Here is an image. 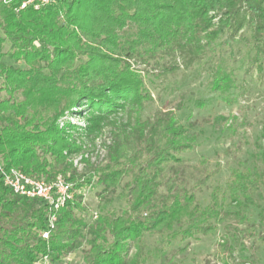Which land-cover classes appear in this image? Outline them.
<instances>
[{"label": "trees", "instance_id": "1", "mask_svg": "<svg viewBox=\"0 0 264 264\" xmlns=\"http://www.w3.org/2000/svg\"><path fill=\"white\" fill-rule=\"evenodd\" d=\"M21 1L0 4V60L8 39L15 50L9 57L25 66L0 63V90L8 95L0 100V156L5 168L48 182L61 175L75 191L89 182L68 161L83 151V137L100 133L128 106L139 111L148 100L130 60L178 53L187 69L216 39L229 42L246 33L253 62L259 67L264 61V0H54L15 12ZM128 25L134 31L121 37ZM232 86L231 75L216 69L212 88L225 93ZM68 116L84 117L86 125L63 122ZM133 122L115 128L105 165L93 170L104 191L125 177L129 182L126 209L99 218L84 264H141L139 250L128 255V244L137 245L144 234H159L166 244L215 234L224 223H246L245 210L259 203L264 223V170L230 172L226 190L233 211L223 210L219 188L201 208L191 190L201 189L213 174L205 161L184 165L177 157L194 149L195 135L171 113L152 123ZM77 197L54 210L14 195L0 178V264H36L44 257L61 264L83 225L74 218L75 210L84 211ZM183 222V229L173 230Z\"/></svg>", "mask_w": 264, "mask_h": 264}, {"label": "rangeland", "instance_id": "2", "mask_svg": "<svg viewBox=\"0 0 264 264\" xmlns=\"http://www.w3.org/2000/svg\"><path fill=\"white\" fill-rule=\"evenodd\" d=\"M133 31L128 25L119 35L127 37ZM244 36L247 34L239 33L229 42L224 38L216 39L206 47L203 58L187 69L178 53L159 54L149 61L130 60L141 76L148 100L143 101L139 111L128 106L127 112L111 118L100 133L83 137V151L68 157L76 173L89 182L78 191L72 187L71 197L78 196L76 199L84 208V211L75 210L74 218L81 220L83 225L71 252L60 259L61 264H84L99 218L117 215L126 209L124 192L129 178H123L116 189L104 191L92 173L95 168L105 165V147L111 143L115 128L127 121L133 125L136 118L140 123H152L166 114H173L189 136L195 135L194 149L177 157L184 165L205 161V170L213 174L201 189L191 190L195 203L205 208L214 189L219 188L223 192V210H234L226 190L230 172L239 169L254 174L264 170V61L259 67L253 62V53L249 51ZM0 37L4 38L1 30ZM14 51L13 44L4 39L1 52L5 55L0 63L25 68L23 62H15L9 57ZM174 65H177L176 69H169ZM218 68L232 77L233 86L225 93L212 88ZM2 85L0 77V88ZM7 98L6 92L0 90V100ZM17 98L21 100L19 95ZM65 121L80 128L86 125L84 117L68 116ZM160 193L164 194L165 188H160ZM262 208L261 203L247 208V222L242 225L224 223L215 234L195 235L185 241L178 238L166 244L161 235L146 233L137 245L128 244V255L133 256L139 250L141 264H264ZM185 226L183 222L175 225L173 230ZM231 226H236L237 230ZM36 264L59 263H50L44 257Z\"/></svg>", "mask_w": 264, "mask_h": 264}, {"label": "built area", "instance_id": "3", "mask_svg": "<svg viewBox=\"0 0 264 264\" xmlns=\"http://www.w3.org/2000/svg\"><path fill=\"white\" fill-rule=\"evenodd\" d=\"M13 0H0V4L8 5ZM54 3V0H22L19 7L14 11L23 10L27 7H33L38 10ZM0 178L4 187L9 189L14 195L26 199H38L43 204L49 205L56 210L62 207L65 202L71 200V184L63 178L57 177L52 181H43L25 175L18 169L5 168L2 157L0 156ZM55 217L50 218L52 227ZM47 237V234H43Z\"/></svg>", "mask_w": 264, "mask_h": 264}]
</instances>
